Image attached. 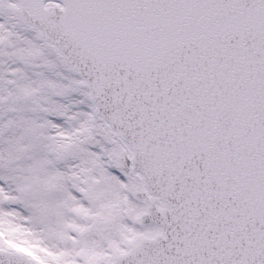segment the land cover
Listing matches in <instances>:
<instances>
[{"label":"snow or ice","instance_id":"obj_1","mask_svg":"<svg viewBox=\"0 0 264 264\" xmlns=\"http://www.w3.org/2000/svg\"><path fill=\"white\" fill-rule=\"evenodd\" d=\"M0 264H264V0H0Z\"/></svg>","mask_w":264,"mask_h":264}]
</instances>
